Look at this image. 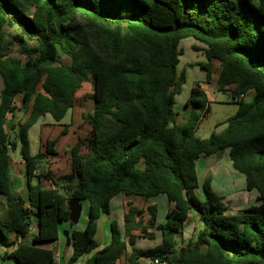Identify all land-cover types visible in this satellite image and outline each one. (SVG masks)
Returning a JSON list of instances; mask_svg holds the SVG:
<instances>
[{"label":"trees","instance_id":"obj_1","mask_svg":"<svg viewBox=\"0 0 264 264\" xmlns=\"http://www.w3.org/2000/svg\"><path fill=\"white\" fill-rule=\"evenodd\" d=\"M17 1L22 7L0 0V210L7 208V217L0 219L3 258L53 264L56 254L47 244L58 241L61 225L70 223L68 201L75 199L88 202V218L82 230L70 231L67 264H118L124 255L125 264H144L147 257L159 264H264V0ZM7 34L23 57L8 53ZM187 37L203 44L193 48L207 58L198 63L205 82L217 60L218 90L231 91L233 101L240 97L225 129L207 138L197 135L210 110L200 83L186 101L193 110L184 123L177 121L176 96L187 80L185 69L178 72L179 44ZM62 55L70 62H60ZM88 82L94 100L86 117L90 130L70 149L71 172L55 177L44 153L32 154L29 130L46 114L62 121ZM249 90L255 95L245 101ZM17 111L27 117L7 129ZM62 127L61 135L69 124ZM58 138L47 140L48 154L56 153ZM18 145L26 166V198L11 188L10 150ZM227 149L232 166L245 175L246 190L258 192V204L236 213L211 190L210 176L205 197L196 194L197 160L222 156ZM44 178L51 187H44ZM118 194L146 199L164 194L173 206L158 222V206L149 205L146 225L141 224L144 211L131 206L124 215L127 237L113 220L110 242L99 247L98 219L110 213ZM192 210L201 227L195 238L185 240L181 234ZM149 228L160 231V243L137 247L140 234L132 231L155 238Z\"/></svg>","mask_w":264,"mask_h":264},{"label":"rangeland","instance_id":"obj_2","mask_svg":"<svg viewBox=\"0 0 264 264\" xmlns=\"http://www.w3.org/2000/svg\"><path fill=\"white\" fill-rule=\"evenodd\" d=\"M19 5L20 2L15 0ZM22 7V5H20ZM6 31L11 34L16 32L15 28L6 27ZM6 50L8 53L13 54L15 56H21V48L16 41L12 39L10 34H7L6 37ZM33 43V42H31ZM194 45L203 47V44L197 41L193 37H187L180 41L179 49L182 51L180 55V61L178 64V72L181 73L184 69L186 70L187 80L183 85V90L180 94L176 96V105L175 110L178 112L177 121L179 123H184L186 121L187 116L193 110L192 106H187L186 101L190 96L191 88L197 84L205 81L206 72L198 65L199 62H206L207 58L203 52V50H196L193 48ZM60 62L69 63L70 57L67 55H62L60 57ZM220 63L215 60L213 64V74L210 81L205 85L209 91V104L210 110L204 115L198 125L197 135L203 138H207L211 135L212 132H221L226 127V120L229 116L235 114L238 109V103L233 101L232 92L231 91H220L217 86V78L219 74ZM2 77L0 75V91L2 88ZM208 84V85H207ZM92 94V86L88 82L83 91H81L78 96L77 105L71 109L66 115L64 121L70 122V117L73 116L71 121V126L68 129V132L61 135L62 126L57 127H48L41 132V125L35 124L30 128V146L32 154H37L39 152L40 144L41 151L44 153L43 159L46 162H49V167L51 168V172L56 175H62L71 171L70 167V148L73 146V142L78 136L84 137L88 134L90 130V123L86 120V117L93 111L94 108V100L91 97ZM25 118L26 116H22ZM61 122V121H60ZM37 123V122H36ZM59 136L58 141L55 145V154L47 153L46 143L49 138H55ZM226 151V150H225ZM226 154L219 156L216 158L214 155L209 157H200L197 160V171H198V188L196 189V194L203 199L205 197L204 192V183L207 176L211 177L210 187L211 190L216 193L218 196L223 198V201L228 205L230 213H236L240 209L248 207L251 204H258L257 190L247 191L246 190V179L245 175L238 170H236L232 166V162L229 155V150L227 149ZM10 155L13 160L19 161L22 159L20 155V149L10 150ZM47 156V157H46ZM221 159L219 160V158ZM217 161V162H216ZM22 162L23 159H22ZM16 163V162H15ZM17 164V163H16ZM18 165V164H17ZM19 165L22 166L19 161ZM14 168V166H13ZM21 173L17 174V173ZM26 166L25 163L22 166V170L16 169L15 178L21 176V179L25 180ZM39 173V171H37ZM17 176V177H16ZM59 188L62 193L67 194V189L60 182ZM123 194H118L114 196L110 202V213L112 221L115 220L117 223V227L120 230L123 237L126 236L125 232V223H124V205ZM3 199V198H2ZM153 202L158 206V222L165 221L167 210L169 209V201L164 194H160L156 197H153ZM121 201V202H120ZM168 204V205H167ZM117 214V216H116ZM7 217V208L4 207L0 210V219L4 220ZM149 215H141L142 225H146ZM88 218V202H82V213L81 218L77 224L66 223L61 225V241L59 242V249L62 253H64L66 238L64 235V230H82L85 227L86 221ZM199 219L196 216L191 215L186 222L185 227L183 228V234L181 236L188 240L189 238H195L198 234V231L201 227V224L198 223ZM104 223V222H103ZM64 225V226H63ZM107 236L112 235V229L110 222L106 226ZM99 231H101L99 229ZM137 231V230H136ZM156 233V237L158 239H148V238H139L137 239L138 247H154L158 243H160L161 233L160 231L154 229ZM135 233V230L132 231ZM139 236L136 237H144L142 230L139 229L137 231ZM131 244L128 243V250L130 251ZM3 248H0V264H16V262L12 258H3ZM56 251V249H55ZM126 256L123 259L118 261V264H125Z\"/></svg>","mask_w":264,"mask_h":264},{"label":"crops","instance_id":"obj_3","mask_svg":"<svg viewBox=\"0 0 264 264\" xmlns=\"http://www.w3.org/2000/svg\"><path fill=\"white\" fill-rule=\"evenodd\" d=\"M30 11H32V9L30 8L29 9ZM213 64H214V62H213ZM219 71H220V68H219ZM218 76H219V74H218ZM217 84H218V78H217ZM201 85H202V87H203V89L206 91V93H207V95H208V99L210 98V95H209V91H208V88H207V86L205 85V81H203L202 83H201ZM208 85V84H207ZM218 87V86H217ZM2 88H3V81H2ZM2 88H1V90H2ZM1 92V91H0ZM254 95H255V91L254 90H249L248 91V93L245 95V97H244V99H245V101H251L252 99H253V97H254ZM16 105L18 106V107H20L21 105H22V101H21V97H17V99H16ZM68 114V113H67ZM66 114V115H67ZM23 115V113L22 112H19V111H17V115L14 117V118H12V119H10L9 121H8V123H7V129H9L10 127H11V125L12 124H14V123H16L20 118H21V116ZM27 117V116H26ZM25 117V118H26ZM66 117V116H65ZM65 117H64V119H65ZM64 119L61 121V122H56L55 120H54V118L50 115V114H46L45 116H42L38 121H37V123H35V124H40L41 125V132L43 131V130H45L46 128H48V127H57V126H62V124H69V127L71 126V121H72V119H73V116L72 117H70V122H66V121H64ZM34 124V125H35ZM33 125V126H34ZM69 127H68V129H69ZM32 128V127H31ZM29 137H30V135H29ZM78 138V137H77ZM77 138L75 139V141L73 142V145L75 144V142L77 141ZM40 141H41V144H42V139H40ZM41 144H40V148H39V150H41ZM17 148H20V146L18 145V147ZM71 148H72V145H71ZM70 148V149H71ZM229 150V149H228ZM227 151V150H226ZM225 151V152H226ZM223 154H226V153H223ZM216 158H218L219 156H217V155H214ZM207 157H209V156H207ZM221 159V157L219 158V160ZM20 162H21V164H22V166L24 165V162H22V159L21 160H19ZM19 161H16V160H13L12 159V166H14V173L13 174H11V188H12V192L15 194V195H20V196H22V197H24V198H26L27 197V180H26V176H24V178H25V180H24V182H23V180L21 179V176H19V177H17V178H15V174H16V169H18L19 171L20 170H22V166H20L19 165ZM18 164H16V163ZM217 162V161H216ZM70 167H71V165H70ZM71 172V171H70ZM68 173V172H67ZM17 174H20L21 175V173L19 172V173H17ZM54 176L55 177H57L58 175H56L55 173H54ZM38 181V179H37V177H34L33 178V180H32V182L33 183H36ZM60 183V182H59ZM43 185H44V187H51L52 186V184H51V182L48 180V179H43ZM124 195V194H123ZM122 200H123V205H124V215H125V213L126 212H128V210L130 209V207L131 206H133V207H136V208H138V209H142L144 212H143V214L142 215H146V214H148L149 215V217H148V219L150 218V213H149V211L147 210V208H148V206L149 205H152V204H156V203H154L153 201V197H151V198H148V199H146V198H144V197H142V196H138V195H133V196H127V195H124V198H122ZM121 202V201H120ZM168 205V204H167ZM173 205L171 204V203H169V208H171ZM124 215H123V217H124ZM191 215H194V216H196V218L197 219H199V215L197 214V212L196 211H191L190 212V215H189V217L191 216ZM111 216V213H109V214H103L99 219H98V224H97V231H96V234H95V240L97 241V243L99 244V247H102V246H104V245H106L107 243H109L110 242V240H111V236H109V234H108V236H107V230H106V226H107V224L110 222V225H111V222H112V218L110 217ZM116 216H117V214H116ZM148 221V220H147ZM104 222V223H103ZM199 223V222H198ZM186 225V224H185ZM64 226V225H63ZM35 225H34V230H35ZM99 229L101 230V231H99ZM154 230V228H149L148 229V231H153ZM134 234H136V235H139L138 233H137V231L135 230V233ZM139 238H147V237H136L135 238V245L138 247V245H137V239H139ZM128 239V238H127ZM148 239H158V237H155V238H148ZM61 241V237H60V239L58 240V241H56V242H52V243H50V244H47L48 245V247H51L54 251H55V249H56V251H55V253H58V257H56V261L53 263V264H67V261H68V259H69V257H70V255H71V249H70V247L69 246H66L65 245V250H64V253H62L61 252V248L59 249V247H60V245H59V242ZM159 244V243H158ZM156 246V245H155ZM154 246V247H155ZM141 248H147V247H141ZM131 249V248H130ZM129 251V250H128ZM125 256V255H124ZM124 256H122L120 259H123V257ZM119 259V260H120ZM144 259L145 258H143L142 259V262H144ZM118 260V261H119Z\"/></svg>","mask_w":264,"mask_h":264},{"label":"water","instance_id":"obj_4","mask_svg":"<svg viewBox=\"0 0 264 264\" xmlns=\"http://www.w3.org/2000/svg\"><path fill=\"white\" fill-rule=\"evenodd\" d=\"M14 173L13 166L10 167V174ZM68 207H69V221L71 224H77L81 218L82 213V202L75 199H70L68 201ZM64 235L66 238V246L71 245V235L69 230H64Z\"/></svg>","mask_w":264,"mask_h":264},{"label":"built area","instance_id":"obj_5","mask_svg":"<svg viewBox=\"0 0 264 264\" xmlns=\"http://www.w3.org/2000/svg\"><path fill=\"white\" fill-rule=\"evenodd\" d=\"M238 100H240V97H235L234 98V101H238ZM34 173L37 174V171H34ZM55 254H56V257L59 256L58 253H55ZM143 263L144 264H159L160 261H159V259H151V258L147 257V258L144 259ZM76 264H82V263L79 261Z\"/></svg>","mask_w":264,"mask_h":264}]
</instances>
